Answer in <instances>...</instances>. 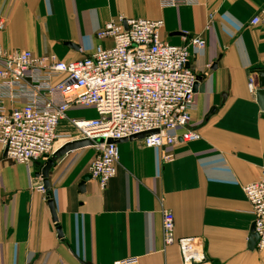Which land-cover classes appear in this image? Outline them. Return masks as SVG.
<instances>
[{"label":"crops","instance_id":"crops-1","mask_svg":"<svg viewBox=\"0 0 264 264\" xmlns=\"http://www.w3.org/2000/svg\"><path fill=\"white\" fill-rule=\"evenodd\" d=\"M263 6L264 0H198L168 9L160 0H0V44L9 51L80 60L98 45L112 46L96 34L120 16L163 20L161 38L175 46L194 36L206 43L189 47V67L202 77L191 115L199 142L165 150L121 142L115 178L104 190L91 180L84 193L79 186L96 156L92 148L60 159L45 194L36 190L44 162L20 165L0 148V264H182L178 246L164 247L161 200L173 211L176 238L202 240L206 264H264V250L250 247L254 219L243 193L264 168V110L248 89L251 77L259 88L264 70V20L251 24ZM78 111H69L60 135L73 132L69 120L85 119ZM164 151L175 160L164 163Z\"/></svg>","mask_w":264,"mask_h":264},{"label":"built area","instance_id":"built-area-1","mask_svg":"<svg viewBox=\"0 0 264 264\" xmlns=\"http://www.w3.org/2000/svg\"><path fill=\"white\" fill-rule=\"evenodd\" d=\"M163 9L191 7L198 0H160ZM264 20V6L253 18ZM163 20H111L96 34L98 45L80 60L65 62L56 55L38 56L30 51L6 50L0 44V148L5 157L30 166L45 162L63 145L81 140L93 142L96 156L88 171L101 189L115 178L120 161L119 144H108L157 131L143 140L146 148L199 142L191 127L197 75L190 69L189 47L205 49L201 36L175 46L161 38ZM3 25H0V29ZM249 92L256 96L252 77ZM73 108H91L93 119L69 120L73 132L60 135L59 125ZM104 140V142H100ZM59 143H62L60 146ZM175 160L163 153V162ZM36 190L45 194L42 184ZM251 206L256 249L264 250V168L258 181L243 187ZM165 249L178 246L182 264H206L204 243L197 238H176L173 211L160 201ZM123 260L114 264H134Z\"/></svg>","mask_w":264,"mask_h":264},{"label":"water","instance_id":"water-1","mask_svg":"<svg viewBox=\"0 0 264 264\" xmlns=\"http://www.w3.org/2000/svg\"><path fill=\"white\" fill-rule=\"evenodd\" d=\"M69 46L73 47L72 44H68ZM77 49V48H76ZM259 75V88L256 93V98L259 106L261 107L262 110H264V70H259L258 71ZM202 81V77H197V82L195 84L194 92H197V89L199 87V84ZM157 131L154 132H149V133H143L139 135L132 136L128 139H124L118 142H115L113 140H108V144H113V143H121V142H126V141H134V140H143L147 135H152L156 134ZM100 142H104V140H100ZM93 146V142L89 140H81V141H74L67 143L63 145L61 148H59L52 156L46 157L45 162L41 165L38 173L36 174V178L41 179L43 186L45 188L46 193H49L51 190L50 182H49V177H50V172L53 169V167L56 165V163L65 157L66 155L83 149V148H90ZM92 180V177L90 175L84 176L82 179V182L80 183L79 189L81 193H84L86 191L85 185ZM49 209L51 211L52 217H53V222L56 223L58 222V218L56 215V210L55 206L52 200L48 201ZM57 232L60 237H62V231L61 228L57 225ZM258 241V236L254 231V228L252 229V234L250 237V247L251 249H254Z\"/></svg>","mask_w":264,"mask_h":264},{"label":"rangeland","instance_id":"rangeland-1","mask_svg":"<svg viewBox=\"0 0 264 264\" xmlns=\"http://www.w3.org/2000/svg\"><path fill=\"white\" fill-rule=\"evenodd\" d=\"M88 109V110H87ZM93 110V109H92ZM78 115L81 117V118H85V119H93V117L95 116L94 115V112L91 111V108H80L79 111H78ZM94 150V149H93ZM95 151V150H94ZM96 152V151H95Z\"/></svg>","mask_w":264,"mask_h":264}]
</instances>
